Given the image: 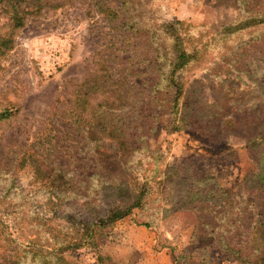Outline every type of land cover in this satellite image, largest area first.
<instances>
[{
	"label": "rangeland",
	"instance_id": "1",
	"mask_svg": "<svg viewBox=\"0 0 264 264\" xmlns=\"http://www.w3.org/2000/svg\"><path fill=\"white\" fill-rule=\"evenodd\" d=\"M40 3L29 7L25 26L15 32V45L0 56V110L12 111L0 122V264H16L17 257L20 264H42L43 255L32 259L26 250L29 238L45 236L49 226L53 233L61 232L63 225L108 203L122 206L123 199L107 190L106 169L118 172L130 195L144 185L152 188L143 207H133L106 228L98 248L64 251L77 264H185L183 259L175 262L180 253L202 264V244L232 237L225 232L226 217L214 212L219 205L232 209L233 204L235 212L246 207L242 217L235 215L245 225L264 219V185L245 182L259 166L264 168V143L248 145L228 123L238 121L248 131L264 114V22L234 31L244 20L264 17V0ZM5 21L0 16V26ZM179 21L184 22L179 33L193 56L178 73L186 120L174 123L163 116L173 94L153 87L171 57L173 39L165 26ZM95 84L109 91L111 100L123 90L126 107L106 109L119 122V136L131 143L145 138L148 150L122 156L110 148L102 155L94 149L96 142L88 141L89 125L75 127L70 113L78 90ZM107 95L98 92L91 98L104 104ZM183 124L187 127L181 129ZM49 132L56 146L47 152ZM43 160L46 165L39 166ZM181 164L188 169L169 174L170 167ZM193 171L196 178L206 177V187L199 190L209 199L186 203L187 183L178 179L188 173L193 177ZM240 191L244 196L235 194ZM217 198L221 201L210 209ZM124 201L128 206L134 199ZM234 233L237 241H248L247 229ZM44 244L57 247L53 240ZM208 250L220 255L216 246Z\"/></svg>",
	"mask_w": 264,
	"mask_h": 264
},
{
	"label": "trees",
	"instance_id": "2",
	"mask_svg": "<svg viewBox=\"0 0 264 264\" xmlns=\"http://www.w3.org/2000/svg\"><path fill=\"white\" fill-rule=\"evenodd\" d=\"M40 2L41 0H0V16L6 18V21L3 23V25L0 26V56L5 55L15 45V32L17 29L25 26L28 15L30 14L29 7L35 8L37 6H41L42 3ZM262 22H264V17L250 18L242 21L240 24L234 25V31L238 29L248 28ZM183 24L184 22L179 21L165 26L167 28L168 35L171 39H173V43H171L169 51L171 57L166 60L164 68H162L163 70L161 72L159 82L156 83L155 87H153L154 91H160V94L163 90L173 94L169 101L170 109L163 116L165 121H167L168 118H171L172 122L174 123L178 121L179 118H181L182 122L186 120V118L181 117L182 111L180 109V102L182 100V96H184V86L179 81L178 73L182 69L186 68V66L190 63L191 57L193 56L192 53H190L186 48V45L184 44V38L179 33V29ZM117 77L119 80L120 76ZM123 82L127 83L125 77L122 79V83ZM82 88L83 89L78 90L77 99L70 114L73 117V122L75 123V127H77V129L81 128L82 130H84L86 128L85 126L89 125V130H87L88 141L96 142L94 144V149L97 150V153L105 155L107 154L108 150L112 148L117 149V153L119 151L122 156H128L129 152L136 153L142 150L145 151L149 149L148 142L145 138L142 142L135 141L131 143V141L125 140L124 137L119 136V122L115 118L111 117L113 114L110 113L108 109H106V107L112 109H122V107H126L127 104L122 103V100H124V98L125 100H128V97H124L122 92L123 90L120 91L119 89V93L122 95H119L116 99L111 100L112 96L109 95V91L104 89V87L100 84H95L93 86H83ZM98 92L106 93V95L108 94L105 98L104 104L99 103L96 105V103H93L91 96ZM187 98H189V96H187ZM122 113H124L125 115V112L123 110ZM11 115L12 111H10L9 109H1L0 122L10 118ZM228 123L230 124L233 134L243 136V138L248 142V145H260L261 143H264V114H262L260 119H257V123L256 121L252 123L253 126L250 129L248 128V131H246L245 127L240 126L238 121L236 123L233 120H230ZM185 127H187L186 124L180 126L181 129ZM253 128L256 130V132L250 133V130H253ZM226 130L227 131L225 135L227 136L228 129ZM104 137L111 139V141L116 143V146H109V144L106 143ZM147 137L148 135H146V138ZM45 141L47 152H50L51 148L56 146L55 137H53V135L49 132L46 134ZM75 147L76 146H71L70 150L72 148L75 149ZM101 148L104 151L99 150ZM43 164L46 165V161L44 162L43 160L42 162H39V166H42ZM183 165L184 164H181L180 166L174 165L170 167L173 171L169 169V174L175 176L181 174L184 169L186 171L188 168L181 169ZM39 169H41V167ZM106 170H108V173H105V175L106 177H109L107 190L108 192H110L109 194L123 199L121 201L122 206L119 207L115 202L112 204L108 203L109 206L101 211L91 209V211H89L90 213L85 218L81 219L75 224L63 225L62 230L66 229L64 232L61 230V232L57 231L53 233V231L49 230L50 226L47 227L48 232H46L45 236L44 233H41L42 235L38 234L33 238H29L28 243L25 245L26 250L32 253V259H35L38 254H41L45 258L42 264H77L65 258L63 255L64 251L75 247H83L86 245L93 248H98L100 246V241L103 240V237H105L107 234L106 228L110 227L116 220L128 215L133 207L144 206V198L146 197V195H148V190L152 188L151 185H144L138 193H133V195H130L128 193L129 190L127 189V182L122 181V179L119 178L120 175L118 174V172H116V170L111 172L110 169ZM48 171L49 170L46 169L43 172ZM195 172L196 171H193L192 174H194ZM105 175L103 174L102 176ZM171 175L168 177H171ZM195 175L199 174H194L193 177L192 175L190 177L188 173L182 177H179L178 179V181L187 183L188 189L185 199L186 203H192L196 200H202L201 198L209 199V197L204 195V193L199 190V188L201 187H206V177L196 178ZM116 176L118 178H116ZM250 176L252 178H249L245 181L247 185L251 184V186H253L255 184L254 182L264 185V168H261L259 166L258 170L254 173H251ZM235 194L240 197L244 196L243 191ZM56 196L58 198L61 197L60 193H57ZM131 197L132 199H134V201L130 205L125 206L126 202L124 200L128 198L130 199ZM115 200H117V198H115ZM220 201L221 199L219 200L218 198L214 200L210 209H212L213 206H215L216 203H219ZM219 207L221 208L219 210L213 208L214 212H216L218 215L221 214L226 217V221L223 224L224 227H227L225 232L230 234L232 233V237L217 238L215 244L213 242H209L208 245L202 244L199 247L205 250L204 256H200L203 259L202 264H219V260L237 261L239 264H264V219L261 218L259 219V221L250 223V225H245L242 223L241 219H238L237 217L235 218V215L242 217L247 213L245 211L246 207L238 208L237 212L233 210V204L231 206L232 209H226V207H223L221 205H219ZM252 215L255 216L257 214L253 212ZM66 218L68 220L70 219L67 215ZM231 218L235 220L232 221ZM238 220L239 222H241V224H238ZM150 224V222L145 223V225L147 226H150ZM245 229H247L250 234L248 241H237V236L234 232L240 230L243 231ZM48 235L50 236L47 237ZM240 236L241 235H239V237ZM201 239L204 238L201 237ZM208 239L211 241L212 237ZM44 240H53L57 247L51 248L48 245H45ZM214 246H216L217 249H220V255H214V253H210L208 248H212ZM191 256V254L185 253L176 254L175 262L178 263L179 259H183L185 260V264H194V262L190 261ZM17 258L18 259L16 260V262L14 261V259H12V261H14V263L16 264H20L21 260L19 257ZM99 259L101 261L103 260L102 257H99Z\"/></svg>",
	"mask_w": 264,
	"mask_h": 264
}]
</instances>
